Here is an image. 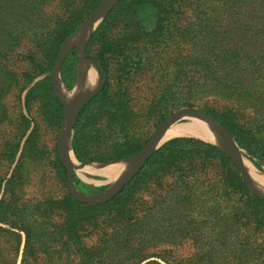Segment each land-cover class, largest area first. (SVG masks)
I'll return each instance as SVG.
<instances>
[{"label": "rangeland", "instance_id": "rangeland-1", "mask_svg": "<svg viewBox=\"0 0 264 264\" xmlns=\"http://www.w3.org/2000/svg\"><path fill=\"white\" fill-rule=\"evenodd\" d=\"M100 1L0 0L3 49L0 55V200L4 197L14 205L11 213L6 214L8 222H0L7 230H0V264H91V261L82 263L72 247L63 243L75 240L77 225L106 228L111 212L121 208L119 204L104 202L90 209L86 203L67 200L66 195L71 196L66 189V169L60 167L56 152L63 105L54 94L51 73L65 41ZM119 1L102 34L94 36L89 43L105 16L91 30L84 45L86 61L96 67L100 76L95 93L107 82L103 87L106 107L92 119L89 127L92 131L100 130L110 121L112 133L127 143L125 147L139 149L126 159L90 163L79 162L73 152L81 165L115 164L135 158L159 124L173 112L184 107L206 111L212 104L211 99L192 97L185 90V23L194 21L195 26L189 29H198L204 16L200 11L206 0ZM136 1H152V6L138 7ZM172 20L177 25H171ZM99 50L109 61L108 71L102 70L96 59ZM79 63L76 49L62 60L57 82L65 91L70 92L75 86ZM121 67L129 72L127 79L125 75L119 77ZM164 104H168L165 112L160 110ZM114 108L117 111L111 115L107 109ZM124 113L126 119L122 117ZM188 121L191 120L183 118L178 123ZM72 139L73 134L71 148ZM16 143L17 153L11 157ZM240 148L264 175V163ZM206 161L210 175L221 170L216 160L207 157ZM232 163L237 167L233 160ZM122 177L114 180L98 172L74 168L73 186L81 194L96 197ZM150 190L146 184L138 196L147 199ZM196 220L185 217V231L199 232L203 226ZM19 227L28 230L30 235L26 251V235ZM13 231L20 233V245ZM99 236L102 235L88 234L84 239L91 245ZM193 247L190 239H185L180 246L185 255ZM86 255L85 259H92L91 253Z\"/></svg>", "mask_w": 264, "mask_h": 264}, {"label": "trees", "instance_id": "trees-1", "mask_svg": "<svg viewBox=\"0 0 264 264\" xmlns=\"http://www.w3.org/2000/svg\"><path fill=\"white\" fill-rule=\"evenodd\" d=\"M119 3L89 43L102 34ZM145 4L152 6V1H136L135 6ZM200 12L204 16L198 29H189L194 21L185 23V90L192 97L211 99L206 111L240 147L264 163V0H206ZM2 51L0 46V55ZM96 59L108 71L103 51L97 52ZM118 70L120 78L129 77L124 67ZM104 85L107 82L82 106L73 129L72 149L81 163L118 161L139 149L125 147L127 143L112 133L110 121L100 130L89 127L106 107ZM167 105L160 110L165 112ZM107 110L111 115L117 111ZM122 117L127 118L125 113ZM17 150L16 143L11 157ZM207 157L216 160L221 170L210 175ZM146 184L151 190L143 199L138 193ZM66 199L74 200L67 195ZM112 203L121 208L111 212L106 228L77 225L75 240L63 243L72 247L82 263L264 264V199L249 192L231 158L211 143L186 136L165 141L104 204ZM13 207L12 201L0 200L1 223L8 222L6 214ZM185 217L197 219L202 229L185 231ZM20 229L26 235V251L30 235ZM0 230L7 231L1 226ZM84 231L88 233L83 235ZM13 232L20 245V233ZM88 234L102 236L87 245ZM185 239L194 242L187 255L180 248ZM87 253L91 260L85 259Z\"/></svg>", "mask_w": 264, "mask_h": 264}, {"label": "bare ground", "instance_id": "bare-ground-1", "mask_svg": "<svg viewBox=\"0 0 264 264\" xmlns=\"http://www.w3.org/2000/svg\"><path fill=\"white\" fill-rule=\"evenodd\" d=\"M98 20L99 17H95L88 20L85 23L83 29L79 33L72 35L65 41L62 48V54L65 53L67 50L69 51L71 48H73L77 50L78 55L80 56V63L78 65V76H77L78 78L75 87L76 89L73 90V92L65 91L63 85L59 81L57 82V79H59V75L57 74V76L55 77V90L61 97H63V99H65L67 103V108H68L67 117L72 107L78 103L83 102L89 96H91L99 85L100 76L96 67L93 64L88 63L84 58V54H83L85 41L88 38L91 30L97 24ZM183 118L190 119L191 121L178 123L179 120ZM217 131L218 130L216 129L215 125L210 121V119L204 113L183 112L182 114L177 115L169 124L165 125L160 130L157 138V145H160L162 142L177 136H187L194 138L196 137L198 139L208 141L216 145L222 151L226 152L230 157L234 158L233 155L234 152L232 151L229 144L221 143L218 140L219 133ZM224 133L226 134L225 131ZM61 148L68 155L71 165L74 166V168H76L77 170L84 172H98L113 177L114 180H118L127 171H129L143 155L141 153L135 158H131L128 161L122 163H115V164L94 163V164L81 165L75 159V156L71 148V133L65 136V138L62 141ZM239 152L241 154L242 162L245 168L246 177L249 179V181L256 189V191H258L261 194H264V175L260 173L254 167V165L249 161V159L243 155L244 152H242L240 147H239ZM119 181L114 183L112 186H109L107 191L102 193L101 196H104L110 193L111 191H113L114 188L118 185Z\"/></svg>", "mask_w": 264, "mask_h": 264}, {"label": "water", "instance_id": "water-1", "mask_svg": "<svg viewBox=\"0 0 264 264\" xmlns=\"http://www.w3.org/2000/svg\"><path fill=\"white\" fill-rule=\"evenodd\" d=\"M118 1L119 0H108V1L101 0L99 2V4L97 5V7L95 8V10L76 28V30L74 31V33L72 35L79 33L83 29L85 23L92 18L99 17V20H98V22H99L104 16H106L113 9V7L118 3ZM62 48H63V46H62ZM62 48H61L59 56L57 58L54 70L51 73V85L53 87V91H54L55 96L59 99V101L63 105V119L61 121L62 130L56 139V152H57V156H58L59 160L61 161V163L63 164V166L66 169V189H67V193L73 199H75L76 201L81 202V203H86L90 206L101 204V203H104V202L110 200L115 194H117L138 173V171L146 163V160L148 159V157L161 145V144L157 145V138H158L160 130L165 125L169 124L177 115L182 114L183 112H195V113L201 112V113H204L210 119V121L215 125L216 129L218 130L217 131L219 133L218 140L221 143L229 144L232 151L234 152L233 155H234L235 160H234V158L230 157L226 152L225 153L236 163L240 174L243 176V181H244L245 185L248 187V189L251 191V193L253 195L259 197L260 199H264V194H261L258 191H256V189L253 187V185L251 184L249 179L246 177L245 168H244V165L242 162L241 154L239 152V146H238L237 142L235 141V139L232 137V135L227 131V129L215 117H213L207 111L197 109L194 107L180 108V109L176 110L175 112H173L169 117H167L163 122H161L159 124V126L157 127V129L155 130V132L153 133L151 138L149 139L148 143L137 154V156H138L142 153L143 154L142 157L134 164V166L129 171H127L125 173V175H123V177L120 179L118 185L114 188L113 191H111L110 193H108L104 196H101L102 195L101 194V195L96 196V197H89V196L83 195V194L75 191L74 190L75 188L73 186L74 167L71 165V162L69 161L68 155L62 150L61 144H62V141L67 134L71 133V136H72L73 129L75 127L76 119H77V116H78L80 109L88 101V99L95 93L96 90L86 100H84L81 103L74 105L72 107L68 117H67V111H68L67 103H66L65 99H63V97H61L55 90V77L58 74V70H59V67L61 65L62 60L68 54V52L73 48H71L69 51L67 50L63 54H62ZM83 54H84V52H83ZM84 58H85V55H84ZM75 87H76V84L71 89V92H73V90L76 89ZM224 131L226 132V134L224 133ZM164 142H162V143H164ZM205 142H208V141H205ZM208 143H210V142H208Z\"/></svg>", "mask_w": 264, "mask_h": 264}]
</instances>
